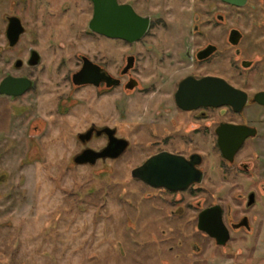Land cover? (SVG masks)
Wrapping results in <instances>:
<instances>
[{"label":"flooded vegetation","instance_id":"flooded-vegetation-1","mask_svg":"<svg viewBox=\"0 0 264 264\" xmlns=\"http://www.w3.org/2000/svg\"><path fill=\"white\" fill-rule=\"evenodd\" d=\"M80 1L81 18L91 8L84 34L97 38L98 57L83 49L68 68L62 42L80 39L73 0H0L2 53L44 35L60 49L48 65L32 45L25 57L3 56L11 64L0 68V101L36 90L39 112L101 105L86 110L81 130L65 120L58 133L65 128L76 151L68 166L102 179L128 170L115 181L124 185L118 221L103 227L113 240L107 264H264V0H116L137 17L129 36L91 29L95 3ZM8 78L20 80L11 93L26 90L1 93ZM107 101L120 112L106 114ZM123 101L137 102L134 120ZM85 151L104 155L76 163ZM147 162L146 178L134 176Z\"/></svg>","mask_w":264,"mask_h":264},{"label":"rangeland","instance_id":"rangeland-1","mask_svg":"<svg viewBox=\"0 0 264 264\" xmlns=\"http://www.w3.org/2000/svg\"><path fill=\"white\" fill-rule=\"evenodd\" d=\"M80 2L73 0V34L80 39L62 42V54L69 59L68 68L76 66L69 56L83 49L98 57L97 38L84 34V19L90 17L91 8L81 18ZM41 30L45 34L51 28ZM1 34L0 27V50L6 43ZM43 38L45 35L37 41L25 40L13 50L0 51V68L3 56L10 62L25 57L29 45L44 51L45 65L51 59L59 60L60 56L51 57L53 50L60 51L59 43L45 42ZM107 47L112 53L113 45L107 43ZM47 92L46 98L51 93ZM37 93L35 90L23 100L0 101V264H107L103 249L110 253L113 240L106 230L110 224H116V217L121 214L115 199L124 186L116 185L115 181H126L128 170L122 169L121 174L111 179H102L99 169L68 166L70 156L76 151L65 128L58 133L59 124L69 120L74 131L81 130V118L86 110L91 116L97 115L101 105L98 107L97 101H90V105H76L66 114L39 112L32 101ZM123 104L134 120L137 102L123 101ZM22 107L26 109L21 111L24 113L15 112ZM113 107L114 102L107 101L105 113L120 112ZM38 117L45 119L41 131L34 130ZM123 183L126 186L128 182Z\"/></svg>","mask_w":264,"mask_h":264},{"label":"water","instance_id":"water-1","mask_svg":"<svg viewBox=\"0 0 264 264\" xmlns=\"http://www.w3.org/2000/svg\"><path fill=\"white\" fill-rule=\"evenodd\" d=\"M93 1L95 3V16L90 22L91 29L111 36L118 34L129 36L131 33L134 34V31L132 32H128L129 30L126 31V28L130 27L135 22V20H137V17L133 12H131L130 10L126 11V9L121 8V6H118L116 0H93ZM84 77H85L84 73H79L76 75L75 80L79 82H84L85 81ZM19 81L17 80L14 81L11 80L10 78L6 79V81L1 86V93L6 92L14 95L22 94L26 89L14 93H11L8 90L9 85ZM27 86H29V83L28 85L26 84L25 88H28ZM185 88H186V84L183 86V89ZM105 153H107V150L105 151ZM103 155H104L103 153L85 151L80 153L76 157L75 162L78 164H83L87 162L93 163L96 161L98 157ZM149 166H150V162L145 163L140 168L134 170L133 175L146 178V173Z\"/></svg>","mask_w":264,"mask_h":264}]
</instances>
